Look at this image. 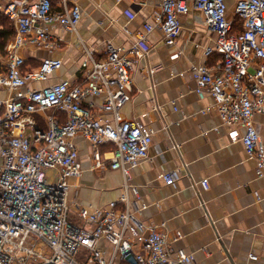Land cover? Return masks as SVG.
Here are the masks:
<instances>
[{"label": "built area", "instance_id": "1", "mask_svg": "<svg viewBox=\"0 0 264 264\" xmlns=\"http://www.w3.org/2000/svg\"><path fill=\"white\" fill-rule=\"evenodd\" d=\"M56 1L0 0V14L15 29L0 55V264H195L192 254L171 250L166 226L140 217L147 206L131 175L149 160L155 132L122 110L132 97L135 64L147 56L148 36L159 33L173 46L183 18L196 12V21L215 35L205 55L220 56L222 64L192 68L195 92L214 100L217 114L232 128L231 139L243 144L263 178L264 143L254 117L264 115V0H162L130 48L108 43L100 55L84 48L79 81L38 88L63 63L46 58L31 68L25 52L60 51L64 42L52 30L77 33L81 21L79 5L60 0L56 9ZM236 17L240 33L234 32ZM97 98L98 106L92 102ZM78 137L92 147L93 170L121 172L118 201L95 210L78 204ZM183 167L179 163L160 177L174 186ZM201 185L210 188L208 180ZM181 237L176 233L175 241Z\"/></svg>", "mask_w": 264, "mask_h": 264}, {"label": "crops", "instance_id": "2", "mask_svg": "<svg viewBox=\"0 0 264 264\" xmlns=\"http://www.w3.org/2000/svg\"><path fill=\"white\" fill-rule=\"evenodd\" d=\"M161 3L69 0L81 8L77 33L56 28L51 34L63 40V49L25 52L31 68L46 58L63 63L47 84L36 87L79 81L84 48L95 49L98 55L108 43L130 48ZM60 5L57 0L55 8ZM127 10L133 11V17ZM196 15L183 18V32L173 46L166 45L159 33L148 36L147 56L135 64L132 97L122 111L155 133L149 160L132 171L130 183L147 206L141 219L166 226L173 252L192 254L195 264H264V177H258L256 162L243 144L231 139L232 128L217 114L214 100L200 99L195 92L192 68L222 64L220 56L205 55L215 35L196 21ZM101 100L92 102L98 106ZM254 122L264 143V115H255ZM75 143L83 167L80 187L73 190L78 204L95 210L118 201L123 194L121 172L93 170L91 145L81 137ZM179 163L184 165L181 179L174 186L166 185L161 174L176 171ZM203 180L209 181L207 191ZM178 232L182 237L175 241Z\"/></svg>", "mask_w": 264, "mask_h": 264}, {"label": "trees", "instance_id": "3", "mask_svg": "<svg viewBox=\"0 0 264 264\" xmlns=\"http://www.w3.org/2000/svg\"><path fill=\"white\" fill-rule=\"evenodd\" d=\"M234 32L242 31V23L239 18L233 20ZM15 29L13 23L3 14H0V52L5 53V48L9 41L14 38ZM108 150L104 148L103 151Z\"/></svg>", "mask_w": 264, "mask_h": 264}, {"label": "rangeland", "instance_id": "4", "mask_svg": "<svg viewBox=\"0 0 264 264\" xmlns=\"http://www.w3.org/2000/svg\"><path fill=\"white\" fill-rule=\"evenodd\" d=\"M125 13L129 14L130 16L133 17L134 13L132 10H127ZM233 15V8H231L230 12H229V17H232ZM106 47V45L104 46V48ZM0 55H3L1 52H0ZM0 67H1V62H0Z\"/></svg>", "mask_w": 264, "mask_h": 264}]
</instances>
